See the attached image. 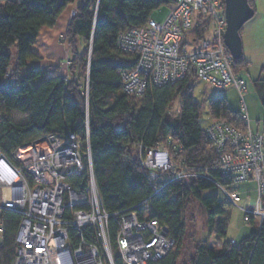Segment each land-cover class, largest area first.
<instances>
[{
	"label": "trees",
	"instance_id": "1",
	"mask_svg": "<svg viewBox=\"0 0 264 264\" xmlns=\"http://www.w3.org/2000/svg\"><path fill=\"white\" fill-rule=\"evenodd\" d=\"M253 1L249 5L255 12ZM170 2L0 0V150L8 156L45 135L68 131L77 136L89 148L102 208L157 221L174 240L172 250L150 264H264V219L241 242L226 241L228 218L213 190L237 185L221 175L220 153L199 127L194 78L190 75L176 85L148 84L138 97L124 91L122 74L134 70L137 55L120 48V36L145 27L153 21L151 13ZM69 6H74V13L59 39L67 52V77H47L46 71L28 66L38 60L31 48L41 29L54 28ZM13 49L15 68L9 73ZM247 68L243 57L232 65L237 78ZM253 87L264 111V82L258 79ZM177 98L180 106L171 114ZM209 111L211 122L223 121L241 131L247 128L240 113L230 111L222 98L211 100ZM13 113L27 116L26 123L12 122ZM256 133L264 135V121ZM147 149L167 151L175 170L190 177L165 186L149 181L142 165ZM67 182L74 190L85 188L84 177L72 176ZM261 200L264 203V193ZM19 222L16 212L0 210L4 229L0 264L13 261ZM198 223L207 235L213 234L217 248L198 240ZM247 224L253 225V219ZM116 230L110 220L112 242ZM83 233L92 240L88 230ZM70 236L75 247V231ZM115 264L120 261L115 259Z\"/></svg>",
	"mask_w": 264,
	"mask_h": 264
},
{
	"label": "built area",
	"instance_id": "2",
	"mask_svg": "<svg viewBox=\"0 0 264 264\" xmlns=\"http://www.w3.org/2000/svg\"><path fill=\"white\" fill-rule=\"evenodd\" d=\"M170 1L164 22L148 21L145 27L120 36V48L137 55L134 70L122 74L124 91L138 97L148 84L176 85L190 75L196 83L214 89H235L240 99L239 113L247 128L236 130L215 121L204 133L220 153L223 177L230 178L234 185L255 183L258 198L254 213L241 210L244 223H249L254 214L260 227L264 219V135L252 132L248 126L245 82L233 73L234 60L223 47L224 3ZM142 165L149 181L161 186L190 177L175 170L165 150H144ZM169 173L173 175L167 178ZM72 176L84 177L83 190L70 186L67 179ZM218 188L228 203L238 205L237 193ZM0 210L20 216L11 264H115V259L121 264H150L174 247L167 228L157 221L140 220L134 212L107 213L102 208L89 148L68 131L29 141L8 156L0 150ZM110 220L117 226L113 242ZM72 230L78 240L75 247ZM86 230L92 240L85 238ZM3 231L0 224V235Z\"/></svg>",
	"mask_w": 264,
	"mask_h": 264
},
{
	"label": "rangeland",
	"instance_id": "3",
	"mask_svg": "<svg viewBox=\"0 0 264 264\" xmlns=\"http://www.w3.org/2000/svg\"><path fill=\"white\" fill-rule=\"evenodd\" d=\"M253 2L255 14L241 30L242 57L248 63V68L246 73H240V75L246 86V93L243 95V99L247 111L248 126L252 132H259L260 124L264 121V111L256 96L253 82L258 79L264 82V0H254ZM77 3H79V1H77L76 4ZM168 13V9L165 6H161L151 13L150 19L156 23H162ZM14 52L15 49L12 51V61L9 67V73L14 72L15 68ZM56 54H52L55 59L54 61H56ZM64 60L65 59H62L60 61L62 62ZM65 62L62 63V67H64V69L66 67ZM192 94L194 100L200 105L198 122L202 131L211 123L209 103L214 98L224 99L230 111L234 113H238L240 111V99L233 88L214 89L206 84L197 83L194 86ZM179 106L180 99L177 98L170 113L174 114ZM27 118V116L18 113H13L10 116L12 122L16 124L26 123ZM83 147H85L84 144ZM261 177H263L264 182V169L261 172ZM230 190L236 192L239 196L240 202L237 206L228 203L224 193L219 188L216 187L213 190V194L217 196L228 218L226 241L234 240L236 242H241V240L248 237L250 233L256 231L255 227H259L257 224L258 217L254 216V214L253 216L250 215L253 219V225L244 223V213L241 210L242 208L254 213L258 195L253 181H247L237 186L227 188V192H230ZM197 229H199V234L197 235L198 240L207 241V244L210 247L217 248L213 234L207 235L205 228L203 225L201 226V223H198ZM1 241L2 238L0 235V244ZM232 242L231 244H234Z\"/></svg>",
	"mask_w": 264,
	"mask_h": 264
},
{
	"label": "crops",
	"instance_id": "4",
	"mask_svg": "<svg viewBox=\"0 0 264 264\" xmlns=\"http://www.w3.org/2000/svg\"><path fill=\"white\" fill-rule=\"evenodd\" d=\"M73 13L74 6H69L59 18L54 28L41 29L35 44L31 48L32 52L37 56L38 60L28 62V66L39 67L40 69L46 71L47 77L59 76L63 77L64 79L67 77V70L66 68L64 69V67H62V63H64L68 59V57L64 46L59 42V37L64 33L65 27ZM52 54H56V61H54L55 59ZM62 59L65 60L61 62L60 60ZM42 63H44L45 65Z\"/></svg>",
	"mask_w": 264,
	"mask_h": 264
},
{
	"label": "water",
	"instance_id": "5",
	"mask_svg": "<svg viewBox=\"0 0 264 264\" xmlns=\"http://www.w3.org/2000/svg\"><path fill=\"white\" fill-rule=\"evenodd\" d=\"M226 29L223 36L224 45L234 61L242 57L240 31L253 18L255 12L249 0H223Z\"/></svg>",
	"mask_w": 264,
	"mask_h": 264
}]
</instances>
